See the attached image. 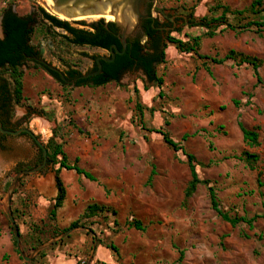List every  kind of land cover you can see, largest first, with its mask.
<instances>
[{
    "label": "rangeland",
    "instance_id": "obj_1",
    "mask_svg": "<svg viewBox=\"0 0 264 264\" xmlns=\"http://www.w3.org/2000/svg\"><path fill=\"white\" fill-rule=\"evenodd\" d=\"M253 1L149 0V5L160 22L181 16L188 23L192 18L220 17V6L246 10ZM7 4L20 16L34 13L37 7L46 12L38 0H0V12ZM226 18L234 27H242L249 21H264V10L258 15ZM99 20L105 22L79 21ZM75 22L68 21L79 28ZM47 27H35L32 44L58 70L70 65L85 74L95 57H107L96 48L69 45L62 39L63 31L48 28L46 32ZM211 32L214 36H207L208 30L190 28L179 20L178 31L170 37L183 42L200 37L198 54L208 57L222 58L230 50L256 57L262 61L263 83H256L247 65L227 61L215 66L169 43L164 62L155 67L161 86L130 74L102 87H63L42 70L23 68V100L14 105L15 120L26 118L22 122L44 147L51 141L61 144L70 165L78 157L76 165L97 178L88 183L74 176L54 220L48 214L56 189L40 197L32 185L37 177L48 178L54 185L58 165H49L17 183L10 207L25 255L33 253V243L53 241L71 223H78L76 230L45 248L42 256L24 264H40L46 252L58 245L69 254L80 255V264H264V31L219 27ZM0 79L13 90L8 73L0 74ZM39 118L46 122L45 131L34 125ZM238 121L248 130L257 129L258 146L243 143ZM160 129L180 143L182 151H172L161 135L151 132ZM185 134L189 137L182 142ZM12 143L15 147L0 152V243L7 238L16 253L4 211L6 195L16 166L33 169L38 151L27 138ZM183 152L195 157L199 179L215 189L224 212L231 217L260 216L251 229L247 225L232 228L223 222L211 210L203 185L185 198L190 173ZM244 152L257 155L258 161L250 165ZM89 204L99 210H86ZM134 222L143 230L131 227ZM109 245L117 253L107 249ZM96 253L105 257L95 260ZM7 262L6 256L0 264Z\"/></svg>",
    "mask_w": 264,
    "mask_h": 264
},
{
    "label": "trees",
    "instance_id": "obj_2",
    "mask_svg": "<svg viewBox=\"0 0 264 264\" xmlns=\"http://www.w3.org/2000/svg\"><path fill=\"white\" fill-rule=\"evenodd\" d=\"M13 5L7 4L0 12L1 19V26H2V38H0V74L8 73L12 82H13V90H12V101L14 104L19 105L23 100V68H30L39 69L47 73L50 77H52L57 83L61 84L63 87L65 85L59 81L58 76L53 73L52 71L46 69L43 65L36 61H32L29 57L34 55L35 49L37 48L35 45L32 44V37L35 32V27L41 26L44 24L48 26L45 28V31L48 32V28L51 30H61L66 35H62V39L65 40L69 45L74 47H90L96 48L101 50L110 51V47L113 44H116L119 49V43L117 40V35L119 33V29L116 27L114 23H107L103 20H99L97 22H93L91 24H87L84 21L75 22V25L88 27L89 29H79L72 27L70 23L66 21H60L57 18L49 15L46 13L41 7H37L34 13L29 15L20 16L13 11ZM221 9V16L215 19H208L206 17L195 20L190 19L187 23V26L190 28L199 27L204 28L209 31L207 36H214V33L211 32V29H217L219 27H224V29L228 30H242L247 31L251 27H255L258 31H264V21H249L242 27H234L227 21L226 15H233V16H243L246 13L252 15H258L259 13L263 12V0H254L249 8L246 10H230L229 7L220 6ZM149 10L151 13V5H149ZM101 19V18H100ZM66 20V19H64ZM67 21H70L69 19ZM72 21V20H71ZM42 23L39 25V23ZM46 24V25H45ZM166 43H169L175 47V49L181 53H193L197 56L200 60L210 61L215 66L224 65L227 61H232L237 64V66L247 65L252 70V75L256 80L257 84H262L263 81L259 74V68L261 67L262 61L256 57H251L247 55H243L238 53L234 50L228 51L222 58L218 57H208L206 55L198 54L197 48L199 47L200 37H194L189 41L183 42L179 39H175L172 37H167L165 43L163 44V51L154 59L157 65L162 64L164 62L165 53L164 50L167 48ZM121 50V49H120ZM41 54V51L39 52ZM110 59L111 56H108ZM150 55L146 53V56L142 55V47L137 44H133L132 47L129 46L127 41V48L123 55L116 56L115 61L112 63L102 62V72L104 77L100 78V81H95L92 87H102L110 82L117 83L119 80L120 73L129 68L132 64H136V66L143 69L144 74L146 75V80L149 82H154L158 86H161L163 81L161 78L156 77L155 68L150 67ZM69 69V74L79 75L80 73L74 69L70 65L67 66ZM206 69V68H205ZM208 71V70H207ZM208 73H210L208 71ZM80 86V85H78ZM235 107L239 106L237 101H232ZM138 109L140 107L138 106ZM165 126H168V122L165 121ZM237 126L241 132L242 140L245 145L250 147L258 146V132L257 129L248 130L246 129L243 124L238 121ZM151 132L157 133L161 135L163 143L169 147L172 151L178 152L182 151V147L180 143L175 142L165 131L160 130H152ZM188 135L185 134L182 136V142L188 139ZM35 145V144H34ZM38 155L34 161V164L31 168H35L43 163V151L35 145ZM46 165L45 167L39 171L43 172L45 168L49 165H58V168L54 171L55 172V185L57 189V195L54 199L53 206L49 211V219L54 220L56 218V214L59 208H61L65 197L66 192L63 186L62 181L59 178V170L65 169L67 171H74L77 175L82 176L86 180L90 182H96L97 179L89 172L79 168L76 165V162L72 165L69 164L67 156L63 151L62 145L57 144L51 141L46 147ZM183 155L186 157L187 160V167L190 173V181L187 185L185 190V198H190L196 188L199 185H203L207 188L209 204L212 211L216 213V215L225 223L229 224L232 228H235L240 225H247L250 229L253 227V224L260 216H254L252 218H247L245 216H233L231 217L228 213L224 212L219 205L215 189L210 186V183L205 180H200L198 174L196 172V165H195V157L189 153L183 152ZM244 156V160L249 163L250 165L255 164L258 161V156L255 154H250L244 152L242 154ZM25 167H22L21 164H18L14 169L15 175L14 177L22 172L26 171ZM153 175V173H152ZM27 176V175H24ZM22 176L18 183L21 182ZM151 176L148 179L151 181ZM263 184L258 182V186H262ZM15 194V191L13 192ZM88 211L94 213L95 211L99 210L98 206H89ZM13 213V212H12ZM264 217V215H263ZM16 223V222H15ZM78 226L77 222L71 224L72 228ZM131 227H134L136 230L142 231L143 228L139 222H134ZM12 231V229H10ZM20 234V232H19ZM20 242H21V234H20ZM12 243L15 247V251L17 254L18 251L16 249L15 240L12 234ZM43 243L36 242L30 247L31 251L33 252L36 248L41 246ZM22 250L24 253L25 250ZM106 248L112 250L114 253H117V249L113 245L106 246ZM44 250V249H43ZM43 250L37 253V255L30 261L33 262L35 258L43 255ZM31 252V253H32ZM31 255V254H29ZM27 255V256H29ZM183 254L180 253V259L182 258Z\"/></svg>",
    "mask_w": 264,
    "mask_h": 264
},
{
    "label": "water",
    "instance_id": "obj_3",
    "mask_svg": "<svg viewBox=\"0 0 264 264\" xmlns=\"http://www.w3.org/2000/svg\"><path fill=\"white\" fill-rule=\"evenodd\" d=\"M38 1L49 15H51L49 12H54L55 15H51V16L57 18L60 21H65L60 19V17H63L64 19L67 20L68 19L75 20L80 17L108 15L113 17L114 20L111 23H114L116 27L119 29V33L116 37L121 50L116 44L111 45L110 59L103 56L96 58V66L98 68L96 72L82 74L73 80L70 81L67 80L60 70H58L56 67L49 64L48 62L44 61L43 59L34 58L36 62L40 63L46 69L55 73L58 76L60 82H62L66 86H71V87H73L75 82L77 81H82L88 79L89 77L97 75L102 69L101 62L111 63L117 55L118 56L123 55L127 48L128 38H130L138 31L142 20L151 18L145 12V8L146 5L149 3V0H38ZM1 19L2 18H0V24H1ZM107 23L109 22L105 21V24ZM0 38H2V36ZM0 131L2 133H7L13 136L18 135L20 132L27 133L35 141L36 145L43 151L44 160L41 165L31 170L22 171L14 177L7 191L6 205L4 208L5 215L12 229V234L15 240L16 249L19 253V256L24 262H30L37 255L38 252L51 246L52 244H55L58 240L68 236V234H70L76 228H72L66 231L65 233H63L62 235H60L57 239H54L53 241H50L48 243L39 246L33 251L31 255L29 256L25 255L21 247L19 230L11 212V207H10L11 198L17 186L18 181L22 176L35 174L45 167L47 162L46 159L47 153L45 147L36 139V137L29 130L23 129L15 132H9V131L6 132L2 130L0 125Z\"/></svg>",
    "mask_w": 264,
    "mask_h": 264
},
{
    "label": "flooded vegetation",
    "instance_id": "obj_4",
    "mask_svg": "<svg viewBox=\"0 0 264 264\" xmlns=\"http://www.w3.org/2000/svg\"><path fill=\"white\" fill-rule=\"evenodd\" d=\"M145 12L151 18L142 20L138 31L134 35H132L130 38H128L127 41L130 47H132L133 44H137L140 47H142L143 56H146V53H149L150 61H151L150 67L155 68L157 66V63L154 59L163 51V44L165 43L166 38L170 37V33L178 31L179 20H182L185 24H187V19L181 16H170L168 20L164 22H160L158 19L153 17L152 13H150L149 3L146 5ZM102 51L107 53V58L108 56H111L110 51H106V50H102ZM39 52L40 50L36 48L34 55L30 56L29 58L32 61H35L34 58L43 59L42 54H39ZM100 56L101 55L93 59L92 66L89 68V70L85 74L93 73L98 70L96 66V58ZM103 57H106V56H103ZM43 60L46 61L45 59ZM114 61L115 59L112 62ZM61 72L64 75V77L69 81L82 75V73H80L79 75L71 76L69 74V69H66ZM130 74H137L139 77L141 78L143 77L144 79H146V75L144 74L143 69L136 66V64H132L129 68L124 69L120 73L118 82H120V80L123 77H126ZM102 77H104V74L101 69V71L97 75L89 77L88 79H85L82 81L75 82L73 87L92 86L95 83V81H100V78ZM14 105L15 104L12 101V91L9 85L7 84L6 80L0 79V125H1L2 130L6 132L8 131L15 132L18 130H23V129L29 130L28 125H25L24 122H22V119L26 120V118L22 117L21 120H17V121L15 120ZM26 110L29 111L30 108L26 107ZM18 138H27L31 142H33V144L36 145L35 141L27 133L20 132L18 135L13 136L7 133H2L0 131V152L5 153L11 150L14 146L12 141Z\"/></svg>",
    "mask_w": 264,
    "mask_h": 264
},
{
    "label": "crops",
    "instance_id": "obj_5",
    "mask_svg": "<svg viewBox=\"0 0 264 264\" xmlns=\"http://www.w3.org/2000/svg\"><path fill=\"white\" fill-rule=\"evenodd\" d=\"M252 3V2H251ZM2 36V27H1V33L0 37ZM100 50V49H99ZM102 51V50H101ZM111 83V82H110ZM146 91V90H145ZM67 156V155H66ZM75 161H79V158L76 157ZM79 167V166H78ZM81 168V167H79ZM82 169V168H81ZM42 170V169H41ZM40 170V171H41ZM84 170V169H83ZM88 172V171H87ZM37 173H40L39 171ZM90 173V172H89ZM92 174V173H91ZM33 175V174H32ZM93 175V174H92ZM74 176H79L77 175L74 171H67L65 169L59 170V178L63 183L65 192L66 188L70 183H74L73 177ZM94 176V175H93ZM54 177H55V172H54ZM82 177V176H80ZM95 177V176H94ZM96 178V177H95ZM150 178V177H149ZM48 178H43V177H37L36 180L34 181L32 185V189L39 194V196H43L44 194L53 192L56 189V185H52L51 180L50 184L47 185L46 180ZM97 179V178H96ZM84 180L88 183H92L84 178ZM76 181V180H75ZM55 182V180H54ZM57 191V189H56ZM65 201V200H64ZM63 205V204H62ZM89 206H94V205H88L86 210L88 209ZM62 207V206H61ZM60 209V208H59ZM72 224V223H71ZM71 224L69 225V229H64L65 232L72 229ZM71 227V228H70ZM76 228V227H75ZM80 228V227H78ZM77 229V228H76ZM75 229V230H76ZM64 232V233H65ZM62 235V234H61ZM4 242L0 243V261L1 259H4L6 256L8 257V262L6 264H24V261L21 259L19 254H16L13 252L12 245L8 244L7 238L4 239ZM108 249V248H107ZM97 255L95 256V260H98V256H104V253H96ZM80 256V255H79ZM75 256V254H69L64 247H60L59 245L50 249L49 251L46 252V255L44 258L41 260L40 264H80V257Z\"/></svg>",
    "mask_w": 264,
    "mask_h": 264
},
{
    "label": "bare ground",
    "instance_id": "obj_6",
    "mask_svg": "<svg viewBox=\"0 0 264 264\" xmlns=\"http://www.w3.org/2000/svg\"><path fill=\"white\" fill-rule=\"evenodd\" d=\"M49 12V11H48ZM51 15H55L54 12H49ZM104 19L105 21L107 22H112L114 19L113 17L111 16H108V15H104V16H91V17H80V18H77L75 20H72V21H79V20H97V19ZM60 19L64 20L63 17H60ZM67 21V19L65 20ZM88 22V21H87ZM34 125H36L40 130H46V122L43 120V119H35L34 120ZM3 160V159H2ZM0 159V171L2 169V164H3V161ZM7 166V165H6ZM46 183L47 185L50 184V181H47L46 180ZM49 186V185H48Z\"/></svg>",
    "mask_w": 264,
    "mask_h": 264
},
{
    "label": "built area",
    "instance_id": "obj_7",
    "mask_svg": "<svg viewBox=\"0 0 264 264\" xmlns=\"http://www.w3.org/2000/svg\"><path fill=\"white\" fill-rule=\"evenodd\" d=\"M79 29H89L88 27L79 26Z\"/></svg>",
    "mask_w": 264,
    "mask_h": 264
}]
</instances>
